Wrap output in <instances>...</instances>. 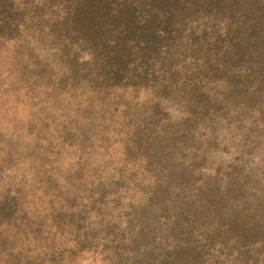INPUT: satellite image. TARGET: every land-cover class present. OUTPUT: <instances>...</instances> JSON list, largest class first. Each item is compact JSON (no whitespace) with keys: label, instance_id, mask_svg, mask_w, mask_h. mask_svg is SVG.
Masks as SVG:
<instances>
[{"label":"trees","instance_id":"1","mask_svg":"<svg viewBox=\"0 0 264 264\" xmlns=\"http://www.w3.org/2000/svg\"><path fill=\"white\" fill-rule=\"evenodd\" d=\"M44 20L57 21L63 42L78 28L77 42L61 48L74 49L83 65L87 60L75 50L93 56L94 71L104 65L111 78L159 80L150 111L128 136L147 156L139 164L149 163L162 178L142 192L126 245L109 258L115 264H264V193L252 189L264 172V135L241 123L245 108L264 121V0H0V28L13 27L20 50L35 39L27 22ZM184 24L190 27L182 35ZM88 30L97 43L87 39ZM138 30L141 37L133 40ZM169 32L187 38L171 58H183L176 70L161 67L167 51L165 57L156 52ZM53 57L59 62L56 52ZM224 120L234 147L225 145L227 164L215 149Z\"/></svg>","mask_w":264,"mask_h":264},{"label":"rangeland","instance_id":"2","mask_svg":"<svg viewBox=\"0 0 264 264\" xmlns=\"http://www.w3.org/2000/svg\"><path fill=\"white\" fill-rule=\"evenodd\" d=\"M56 25L52 20L27 22L35 39L27 40L21 50L15 47L13 27L0 28V264H115L109 255L118 245L125 247L142 192L152 180L162 178L149 163L139 164L147 156L136 151L138 143L128 136L129 129L139 127L138 118L150 111L159 80L135 82L131 74L111 78L104 65L94 71L93 56L75 50L87 60L83 65L74 49L61 48L77 42L78 28L73 25L72 40L63 42ZM189 27L183 25L182 35ZM41 29L44 33L39 35ZM139 33L133 40L141 37ZM85 36L97 43L94 31ZM160 37L156 52L170 56L161 60V67L176 70L183 58H171L187 38L179 41L171 32ZM175 108L171 114L179 111ZM244 110L242 129L262 130L264 135L260 115ZM223 123L221 140L211 149L222 155L225 145L234 148L231 129ZM258 182H264V172L252 187L262 196ZM156 187L161 188V182L154 191ZM103 202L109 207L101 206Z\"/></svg>","mask_w":264,"mask_h":264}]
</instances>
